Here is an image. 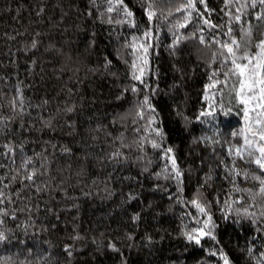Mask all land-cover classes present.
<instances>
[{
	"label": "trees",
	"instance_id": "16d2710c",
	"mask_svg": "<svg viewBox=\"0 0 264 264\" xmlns=\"http://www.w3.org/2000/svg\"><path fill=\"white\" fill-rule=\"evenodd\" d=\"M147 2L125 0L135 14L137 26L133 28L127 21L115 23L120 19L116 12L111 14L112 23L107 15L101 17L103 0H97L102 7L93 8L91 16L86 14L92 7L90 0H0V117H11L7 127H0V152L4 150L3 144L11 142L16 149L15 167H19L22 144L23 152L33 156L37 167L41 159L48 162V170L37 176V183L42 187L47 185L45 190L36 193L35 189L24 188L21 196L30 199L12 197L16 200L13 207L34 205L31 215L36 230L29 229L26 233L17 227L19 242L0 246V257L11 256L8 264H21L26 256L30 264H44L37 259L40 253L33 245L39 243L41 248L48 249L46 241L51 243L54 264H121V257L126 258L127 264L173 261L197 264L201 257L217 264L218 258L213 260L207 252L213 241L202 239L201 249L189 245L180 234L188 223L184 213L195 214V209L191 205L185 207L176 197L190 200L197 185L203 184L201 191L212 201L210 208L218 220L225 195L232 192L229 169L233 161L238 168H249L250 173L256 171L254 165L229 155V145L242 143V137H232L231 133L244 124L243 105L230 91L235 78H230L227 85L205 88L214 78L223 82L228 68L223 67L214 75L212 69L220 67L219 61H209L217 45L201 43L198 39L200 27L205 29L206 42L216 32L223 36L230 19L228 10L235 13L236 3L241 0H232L228 5L225 0H206L207 9L198 5L207 18L221 27L210 28L198 24L194 18L178 29L174 24L181 14L169 15V8L180 0H152L156 12L152 21H148L143 10ZM248 20L252 23L250 40L254 45L264 39V20L242 16V22ZM238 23L233 21V32L243 44L249 38L241 36ZM142 27L151 28L155 36L148 40L153 47L149 49V68L143 78L150 86L147 89L139 81H133L130 74L133 52L138 53L139 49L124 45L126 40L131 43L133 35L139 36L137 29ZM170 27L180 37L174 54ZM192 32L196 35L192 36ZM93 34L97 43L89 49L88 41ZM33 39L37 41L36 48L31 47ZM115 49H119L124 60L115 55ZM105 54L113 60L107 69L102 67ZM132 82L141 88L140 96L156 89L152 93L153 103L158 109L165 105L160 111L163 123L157 121V124L167 133L165 144L173 147L183 170L182 192H177L175 181L150 175L160 170L163 158L150 142L143 150L137 147L144 143L139 137L145 134L155 137L151 132L146 133V119L136 115V97L128 91L121 100L115 99L123 86ZM18 90L24 97V111L20 110ZM205 92L209 100L204 98ZM210 107L212 115L194 119ZM68 108L73 111H67ZM222 108L231 109L230 114L226 115ZM178 110L192 118L187 126L177 115ZM256 111L253 109V115ZM4 123L0 120V125ZM65 147L71 153L64 152ZM117 150L128 155L127 163L116 164L108 159ZM137 155L143 158L134 161L132 157ZM147 158L153 163L147 172H142ZM3 165L13 167L6 157H0V176L6 171ZM206 175L210 177L207 181ZM128 176L133 179H125ZM236 179L241 181V187L255 188L257 184L251 175L247 182L240 176ZM2 183L7 184V179ZM20 187L19 182L15 183L12 192ZM129 191L142 195L124 203ZM145 200L152 201L151 208L143 207ZM133 212H140L139 221L131 220ZM17 215L16 221L9 222L10 227L21 224L28 212ZM243 223L242 229L231 223L222 226L218 232L220 242L234 264H258L246 249L251 243L256 245L253 252L264 251V241L256 239L252 225ZM42 226L45 230H41ZM76 232L81 239L75 241L76 250L69 259L63 246L73 243L70 237ZM128 233H132L131 239ZM146 236L153 239L149 241ZM110 242L116 243L120 251L108 248ZM24 245L33 249L30 254Z\"/></svg>",
	"mask_w": 264,
	"mask_h": 264
},
{
	"label": "snow or ice",
	"instance_id": "6c2138e0",
	"mask_svg": "<svg viewBox=\"0 0 264 264\" xmlns=\"http://www.w3.org/2000/svg\"><path fill=\"white\" fill-rule=\"evenodd\" d=\"M104 7L103 11L99 14L101 17L107 15L109 23L113 22L112 13L116 12L120 14V19H117L115 23L121 24L127 21L128 25L136 28L137 21L135 19V14L132 9L125 3V0H103ZM92 7L86 10L88 16L92 15L93 8L99 10L102 6L97 3V0H90ZM232 0H225V4H231ZM203 6L204 9L208 8L206 0H180L176 5L169 8V15L173 12L180 13V18L175 20V28H183L188 25L190 21L194 18L197 20L198 24L207 25L210 28H218L220 25H215L212 19L205 16L204 12L201 10ZM251 9V13L248 12ZM147 14L148 21H152L156 12L153 8L152 0H148L147 7L143 8ZM209 11H212L209 9ZM228 15L230 19L226 25V32L221 35L220 32H216L215 35L211 37V40L205 41V29L203 27L199 28L201 35L198 37L201 43H208L209 45L215 44L217 47L212 52V58L209 63H214L219 61L220 67L213 68V74L220 72L221 68L227 67L228 72L225 73V79L223 82L219 79H212L211 82L205 85V88H213L215 85L224 84L227 85L230 78H235L234 82L231 84L230 91L235 93L236 99L243 105V118L244 124L240 126L238 131H232V137H242V143L229 145L228 152L229 155L241 158L245 163L249 165H254L256 171L249 172V168H238L236 167L235 161H233L232 168L229 171L232 173L231 189L225 195L223 200L224 207L220 208L219 211L221 215L219 219H215L213 212L211 211L212 201L204 197V193L201 189L204 187L203 184L197 185L196 192L192 194V198L189 200L187 198L177 196L176 199L182 203H185V207L189 205L194 206L195 214L193 212L184 213V217L188 223L184 224L182 227L181 235L187 241L189 245L193 247L199 246L203 248L202 239L207 238L214 242L213 246L207 249L208 256L212 257L213 260H217V264H234L229 256V253L224 248V245L220 242V237L218 235L219 230L223 227H227L229 223L232 225L239 226L241 229L244 227V221H247L253 226L254 231L257 233L256 239L264 241V39H260L256 44H251L252 35V23L250 20L242 22V16L251 15L257 20H264V0H241V2L236 3L235 13L228 10ZM233 21L240 22L236 25L242 37H248L249 39L241 44L237 40V36L233 32ZM140 35H133L131 38V43L126 40L124 42L125 47H130L132 50L139 49V52H133V58L130 62L131 77L133 81H139L143 88H149V84L144 81V77L149 68V49L153 47L152 44L148 42L149 38L155 39L154 33L151 28L142 27L137 29ZM169 31L173 33L174 39L172 41L173 54L176 51V45L180 42V37L176 35L173 29L170 27ZM192 36L196 33L192 32ZM187 39V37H185ZM97 41L95 39V34L93 38L88 41V48L93 49ZM31 47H37V41L35 39L31 42ZM258 49V50H254ZM115 55L120 59L124 60V57L120 54L119 49H115ZM128 63V61H125ZM113 65V60L109 58L108 55H104L102 67L107 69ZM158 71V70H157ZM115 75V73H112ZM131 91L134 97H136V115L141 119H146L147 123L146 133L151 132L155 138H151L147 134L139 137L144 143L137 145L138 149L143 150L145 145L150 142L153 150L159 149L160 155L163 158V164L159 171L151 172L150 175L157 178L163 176L166 180L171 179L175 181L177 192H182L183 183V170L177 163V158L174 153V149L171 145L165 144V139L167 133L162 127L158 126L157 121L161 124L163 123L160 118V111L163 110L165 105H161L158 109L157 105L153 103L152 93H155L156 89H151V91H145L142 96L138 95L141 92V88L137 86L135 82L130 83L127 86H123L122 91L119 95L115 97L116 100H121L125 93ZM20 110L24 111L23 103L24 97L22 93H19ZM204 98L209 100L210 97L207 92L204 93ZM223 96H221V101ZM13 106L15 107V100L13 101ZM214 107V106H213ZM253 109H257L253 115ZM226 115L230 114L231 109L222 108ZM67 111H73L72 108H68ZM147 111V116L145 117V112ZM213 114V108L210 107L206 111H201L200 116L194 117V119L199 120L201 116H208ZM177 115L181 116L187 126L192 118L185 116L182 111L178 110ZM11 117H0V120L5 121L0 127H7V121ZM72 122L69 121V124ZM99 127V125H97ZM198 139V138H197ZM3 151L0 152V157H6L13 167L8 168V165H3L6 169L3 176H0V246L11 245L13 241H18L16 236L15 228H22L23 231L27 233L29 229H35V223L33 216L31 215V209L34 207L32 203H27L24 208L13 207L16 204V200H13V195L19 200H27L30 198L21 196V191L24 188L35 189L36 193H39L47 188V185L41 186L37 183V176L43 175L45 171L48 170V162L44 159L39 161V167H37V161L33 159V156L27 155L23 152V145L21 144V159L19 162V167L16 165V149L11 142L2 145ZM234 149V151H233ZM66 153H71V149L63 148ZM35 156H39V153H34ZM122 158V159H121ZM143 157L137 155L132 157L134 161H139ZM109 160H113L116 164L122 162L127 163L129 157L127 154L117 150L113 151L109 157ZM153 163L151 158L144 159L142 165V172H147ZM223 163V161H222ZM227 168L228 165L225 164ZM43 170V171H42ZM11 172V175H9ZM251 175V179L256 181L257 184L255 188L252 187H241V181L237 180L238 176L243 177V182H247ZM7 179L8 183L3 184L2 181ZM125 179L132 180L133 177L128 176ZM138 179V178H137ZM210 179L206 175L205 181ZM225 179H228L226 176ZM19 182L21 185L15 193L12 192L11 186ZM154 188L160 187L159 185H153ZM143 188V185H141ZM107 191V189H106ZM233 193L235 195L233 196ZM35 194V193H33ZM109 195L111 193L109 192ZM142 193L137 191H129L127 193L126 200L132 201L141 197ZM260 197L258 200L257 197ZM216 203L220 204V197L217 196ZM235 206V207H234ZM144 208H151L152 201L145 200L143 205ZM18 212H28V216L19 225L9 226L10 221H16L18 219ZM141 219L140 212H133L131 214L132 221H139ZM75 227V226H74ZM41 230H45L42 226ZM129 239L132 237V233H128ZM73 243H65L63 248L66 256L71 259L73 253L76 250L75 241L81 239L79 232H76L70 237ZM146 239L151 241L153 238L151 236H146ZM163 239V237H161ZM48 244V249L40 247L39 243L33 245L40 255L37 257L39 261H43L44 264H54V257L51 254V243ZM27 252L30 254L32 248H28L24 245ZM108 248L115 251H120L116 243L110 242L107 245ZM264 247V246H262ZM256 245L249 243L247 246V252L250 256L258 260V264H264V251L253 252ZM187 250V249H185ZM11 261V256L0 257V264H8ZM21 264H30L27 256ZM121 264H127V260L121 257ZM175 264V261L171 262ZM197 264H212V260L207 257H201Z\"/></svg>",
	"mask_w": 264,
	"mask_h": 264
}]
</instances>
